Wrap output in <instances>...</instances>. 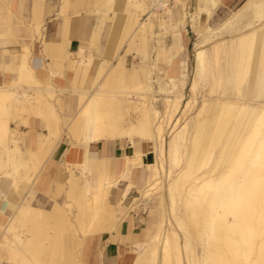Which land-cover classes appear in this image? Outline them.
<instances>
[{
  "label": "bare ground",
  "instance_id": "bare-ground-1",
  "mask_svg": "<svg viewBox=\"0 0 264 264\" xmlns=\"http://www.w3.org/2000/svg\"><path fill=\"white\" fill-rule=\"evenodd\" d=\"M160 1L124 0L123 33L114 51V43L110 42L93 81L96 87L76 90L79 105L69 133L76 150L85 152L82 160L72 165L79 174L67 167L66 191L69 200L77 205L81 203L86 212L92 213L87 224L83 222L75 227L72 220L82 221L85 212H72L70 202L64 205L55 202L52 208L44 209L34 201L35 182L53 153L42 150L43 141L40 146L24 151L19 127L27 123L30 114L25 116L24 113L28 112L45 120L47 127L55 130L51 134L59 143L70 135H63L59 129L61 119L53 104L56 92L49 83L47 87L42 86L28 62L19 69L16 83H0V149L4 154V158L0 155V191L5 198V181L15 189L27 183L31 190V198L21 200L13 216H5L8 222H0V263L6 260L4 252H8L13 264H43L41 248L32 239L27 245L22 244L15 227L17 222L24 226L33 217L34 224L32 221L29 226L32 225L34 233L42 223L45 230L41 232L51 236L48 232L53 225L57 232L52 238L62 240L64 232H72L81 243L95 233L100 220L103 233H111L123 221L124 209L119 211L116 207L122 205L132 184L119 193L116 187L121 180L132 178L134 172L123 169L116 176H110L108 170L93 171L90 164L95 158L88 154L93 144L118 140L123 148L129 143L133 148L135 144L145 147L142 151L134 150L133 155L124 154L117 165L120 161L124 165L132 164L134 171L147 166L140 176V197L135 201H153L158 215L146 239L138 244L132 264H264V95L258 104L225 98L216 107L204 101L188 120L197 100L195 94H191L187 103H183L184 80H171L168 96L162 99L161 105L154 94L150 68L144 70L145 82L132 85L134 75L125 66L127 53L136 49L143 55L156 31H171L174 15L170 9L182 6L186 23L188 18L195 22L203 12L201 9L189 11V0H176L173 7L156 12ZM260 1L264 5V0ZM119 2L106 0L97 14L104 22L113 20L110 15L117 14ZM70 6L71 0H63L62 14L65 15ZM41 31V26H36V34L40 36ZM256 34L253 32L242 39L241 69L236 78L239 95L245 85L260 76L255 68ZM65 43L61 42L65 56L55 62L56 66H63L72 54L70 44ZM41 44L45 51L48 42L44 40ZM89 46L91 43L82 42L79 52L74 53L70 68L77 73L94 68L95 56L93 50H87ZM33 48L40 52L39 43H34ZM29 91L36 93V97ZM159 92L166 91L161 88ZM14 122L16 127L12 126ZM149 151L155 155V160L146 164L144 156ZM106 161V157L102 158V162ZM166 197L170 200L173 220L168 218L167 211L166 215L162 212ZM179 207L184 208V218L178 216ZM11 235H14L13 241L9 239ZM13 246L16 250L8 249ZM120 251L123 257L130 249L120 248ZM71 255L75 253L71 251ZM45 262L47 264V260Z\"/></svg>",
  "mask_w": 264,
  "mask_h": 264
},
{
  "label": "crops",
  "instance_id": "crops-1",
  "mask_svg": "<svg viewBox=\"0 0 264 264\" xmlns=\"http://www.w3.org/2000/svg\"><path fill=\"white\" fill-rule=\"evenodd\" d=\"M105 1L71 0V6L64 15L61 10L63 0H0V83H16L19 69L25 62L30 63V66L45 87L49 83L56 89L57 96L53 104L61 119L59 129L63 135L70 134L69 127L78 110L79 93L76 90H92L94 88V78L100 70L110 42L114 43L112 47L114 51L123 33L125 22L124 1L122 3L120 0L117 4V14L110 15V17L113 16V20L104 22L97 14V10L103 8ZM220 6L226 10L225 14L227 17H221L222 24L214 27L211 21L215 11ZM200 9L203 12L197 16L196 21L193 22L192 18H188L186 23L182 6H176L174 9H170L174 15L173 25L171 24L170 27L171 31H156L155 43L152 47L156 56L153 59V65L150 66V70L153 72L154 94L160 100L159 104L161 105L162 99L168 96L167 91L173 78L184 80L183 103H187L189 99H186L185 94L189 80L188 60L191 45V39L188 36V26H190L197 37L194 42L195 66L193 77L189 84L191 93L197 94L198 97V88L207 78L206 73L209 64L205 58V47L208 44H212L215 58L222 59L220 57H223L226 61V67L224 66L220 69V77L218 79L220 83H224L225 88L224 92L220 93L221 101L225 98L234 100L240 98L243 102L250 101L253 104H258L262 100L261 96L264 95V78H261L262 72H264L263 3L260 0H220L219 2L208 0L199 2L197 0L194 11ZM90 14L96 16V22ZM38 25L41 26L42 36L36 34V26ZM112 25L113 33L107 47H105V44L102 43V38L107 30L110 31ZM184 26L186 27L184 28ZM253 32L257 33L255 68L260 76L245 85L242 89V95H239L236 87V78L241 69L239 60L243 49L242 39ZM168 36L171 37L172 41L169 45L166 41ZM44 40L48 42V47L45 51L41 44ZM35 41L40 44L41 53L33 48ZM62 41L66 42L65 44H70L72 54L67 61L65 60L63 66H56L55 62L65 56L61 49ZM82 42L91 43L87 50H93L95 60L93 69L80 74L75 72L70 66L73 65L72 62L75 60L74 53L79 52ZM86 54L89 55L88 52ZM97 57L99 58L98 62L96 60ZM160 64H163L164 68L160 69L162 74L158 75L156 70ZM125 66L131 71V75H134L133 82L135 84L144 82L146 76L142 74L140 64H134L129 68L125 59ZM62 72H68L70 74L69 77L63 81L57 80L55 73ZM84 78H86V83H84ZM87 80L89 81L88 83ZM161 88L166 92L160 93L159 89ZM204 101L202 104H204ZM221 101L220 103L217 101L210 102L214 105H220ZM44 121L38 115H31L28 117L26 124L20 125L19 133L22 138L24 151L31 147L40 146L43 141L41 144L42 150L53 153L46 161L42 173L37 178V182H35L37 185L34 192L35 204L40 208L50 209L55 202L58 205H64L69 202L66 191V182L69 175L67 167H71L75 162H80L85 151L83 149L76 150L75 141L72 142L71 134L68 135L70 137L65 136L63 141L59 143L51 134L55 130L51 131ZM13 124L15 125V123H12V126ZM24 127H29V131L23 132ZM144 149L145 147L140 144H135L133 148L130 143L123 148L121 141L118 140L114 142L103 141L89 146L88 154L95 158V161L90 164V168L96 172L108 170L110 176H116L123 169L133 171V177L121 180L116 187V191L119 193L126 190L130 184H132V189L123 199L122 205L116 207L119 211L122 208L124 209L125 217L111 233L100 232L102 226V220H100L98 225H96L95 233L86 237L81 243L75 240V235L72 232H69L70 236L68 237L63 235V240H59L58 244L60 250L64 252L61 264H132L134 262L138 244L146 239L148 236L147 231L150 226L156 223L158 215L154 208L151 214L152 217L150 220L145 221L146 227H143L141 217H139L137 212L133 211L141 202H136L135 199L140 197V176L143 171H134L132 164L124 165L120 161L118 166L117 163L119 162L118 159L122 158L124 154L133 155L134 150L142 151ZM149 152L144 156L146 164L152 159L153 154L151 151ZM104 157L107 158L105 163L102 162ZM3 187L6 191V196L4 198L0 191V222L6 223L9 220L7 217L13 216L16 205L25 198H31V190L27 183H23L19 189H15L8 181H5ZM42 193L47 198L44 202L38 197ZM60 196L61 200H59ZM46 204H49L50 207L46 208ZM82 206L79 203V207L82 208ZM84 212V219L79 221L77 226L83 222L85 224L89 222L92 213L86 212V210ZM41 224L39 223V233L41 232ZM26 228L30 227L27 226ZM54 232H57V229L54 228ZM46 239L39 236L37 245L41 244L39 245L41 248H52L53 241L48 240V245H46ZM69 239L73 242L75 241L74 244L78 247L74 256L71 255V248L70 250L68 249L67 243ZM126 247L130 251L122 257L120 248ZM47 263L56 264L50 259H48Z\"/></svg>",
  "mask_w": 264,
  "mask_h": 264
},
{
  "label": "rangeland",
  "instance_id": "rangeland-1",
  "mask_svg": "<svg viewBox=\"0 0 264 264\" xmlns=\"http://www.w3.org/2000/svg\"><path fill=\"white\" fill-rule=\"evenodd\" d=\"M121 1L123 3L124 0H121ZM196 4H197V0H190L189 7H188L189 11H194V7H196ZM175 10L178 11L177 9H175ZM225 11L226 10L221 8V6L219 8H217V10L215 11L214 17H213V19L211 21L214 27H218V26H220L222 24V21L220 19L221 17L222 18L223 17L224 18L227 17L226 14H225ZM90 16L96 22V16H94V14H90ZM145 18H146V16H145ZM113 25H114V23H113ZM113 25H112L110 31L107 30L106 34L102 38V43L105 44V47H107V45L109 43V40L111 38V35L113 33ZM187 28H188V36L191 39V45H190L189 60H188V63H189V80H188V86L185 89L186 99H188L191 96V94H192L191 91H190L189 84L191 82V78L193 77V71H194V66H195L194 42L196 41V38H197L196 35L194 34V32L192 31V29L190 28V26H188ZM155 37L156 36H151L150 37V39H149V48L144 51L143 55H141L136 49H132L129 53H127V56H126V65H127V67L131 68L134 64L135 65L140 64L141 68H142V74H144L146 76V73H145L144 70H145L146 67L150 68V66L153 65V59L156 56V53H155L154 49L152 48L154 43H155ZM166 41H167L168 45L171 44L172 43L171 37L168 36ZM205 50H206V53H205L206 57L205 58H206V60L208 61V64H209L208 65V70H207V73H206L207 78H206V80L203 83L200 84V86L198 88V97H197V94L195 95L196 96V100L198 99V103L196 102L195 108L192 110L191 114L188 115V120H190V119H192V117H194V115L196 114L199 106L202 105L203 100L208 101V102L217 101V102L220 103V101H221L220 93L224 92V90H225L224 83H220V81H218V79L220 77V69H222V67L225 66L226 61H225V59L223 57H220L222 59H216L215 58V56H214V47H213L212 44H208V46L205 47ZM21 59H22V57H21ZM96 60L98 62L99 58L97 57ZM146 61L149 63L150 66H147ZM162 68H164V66H163V64H160V66L156 70V73L158 75L162 74V72H160V69H162ZM55 74H56L57 80H60V81H63L65 79H67V77H69V75H70L68 72H66V73H63V72L62 73H55ZM145 80H144V82H145ZM133 83L135 84V82H133V80L131 79V84L133 85ZM42 86H45V85L42 83ZM94 87H96L95 83H94ZM52 89L56 92V89L53 86H52ZM29 94L32 97H36V93H34L33 91H29ZM137 100H139V98ZM214 106L218 107V105H214ZM27 114L28 115L30 114L29 116L36 115L34 113L33 114L32 113H28V112L24 113L25 116ZM132 117H134V118L136 117V114L134 112H132ZM16 125H17L16 123H15V125L13 124V127H16ZM22 131L23 132H28L29 131V127H24ZM20 137H21V135H20ZM167 139L169 140L168 136H167ZM0 155H1L2 158H4V154H3V151L1 149H0ZM216 155H217V152L215 154V158H216ZM154 160H155V155L153 154L152 155V159H151V161L149 163L154 162ZM71 168H73L79 174V171L76 170V168L74 166H71ZM146 169H147V166H141V167L138 168V170H141L143 172ZM34 178H35V175H34ZM163 180H165V182H167L168 178L167 179L164 178ZM156 196H158V194ZM38 197L41 198V200L43 202L46 201V199H47L46 196L44 195V193L39 194ZM59 200H61V196H60ZM69 202L72 204V207H71L72 212L78 213L80 211H84V209L79 207V204L77 205V203H75L74 200H69ZM170 205H171L170 204V200H169L168 197H166L165 198V202H164V207H162V212L165 213V215H166V211H167L168 218L173 220L172 215L170 214ZM49 207H50L49 204H46V208H49ZM154 207L155 206H154V202L153 201L147 202L146 200H141L139 206L135 210H133V211H135V212H137L139 214V217H141V222L144 225L143 227H146V222L145 221L150 220V218L152 217L151 214L153 213ZM164 210H165V212H164ZM178 216L180 218H184L185 211H184L183 207H179L178 208ZM32 218L30 219L31 222H30V220L26 221L24 223L25 224L24 226H22L21 222L20 223L17 222L15 227L19 231V236H20V239L22 240V244H24V246L27 245L29 239H32L33 243L37 247H39V245H41V244L37 245V238L39 236H41L42 238L45 237L46 233H43V232L39 233V227H38V231H36L35 233L33 232V230L30 227L32 225L29 226V224L32 223V221H33ZM72 218H74V217L72 216ZM73 220H75V219H73ZM73 220H72V222L75 223V227H78L77 225H78L79 221L77 220V221L74 222ZM33 224H34V221H33ZM27 226H29L30 228H26ZM40 229L41 230L42 229L45 230V225L43 226V224H41ZM55 233L56 232H54V226H50L48 234H50L51 236H47V234H46V237H45V238H47L46 239L47 240L46 241V245H48V240L53 241V243H52L53 247L52 248L48 249V248L39 247V248H41L40 261H42L43 264L46 263L45 260H47V262H48V259H50L51 261L55 262L56 264H61L62 256L64 255V252H62L60 250V248L58 247L59 239L52 238V235H54ZM64 235H66L68 237V236H70V233L69 232H64ZM13 236L14 235H11L9 237L10 241L14 240ZM67 245H68V249L69 250L71 248L72 253H76V250L78 249V247H76V245L74 244V242L71 239H69ZM15 248H16V246L15 247L13 246V248H11V249L8 248V249L9 250H16ZM137 250H139V249L137 248L136 251ZM201 252H202V249L200 248V253ZM9 257H10L9 253L8 252H4V258L6 260H4V262L0 263V264H13L11 262V260L9 259Z\"/></svg>",
  "mask_w": 264,
  "mask_h": 264
},
{
  "label": "built area",
  "instance_id": "built-area-1",
  "mask_svg": "<svg viewBox=\"0 0 264 264\" xmlns=\"http://www.w3.org/2000/svg\"><path fill=\"white\" fill-rule=\"evenodd\" d=\"M176 0H161L159 4L155 7L156 12H162L166 8L173 7Z\"/></svg>",
  "mask_w": 264,
  "mask_h": 264
}]
</instances>
